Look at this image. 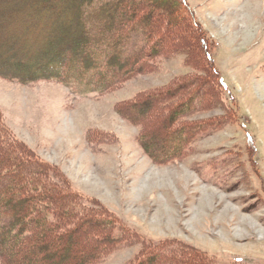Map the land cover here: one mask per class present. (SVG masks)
Wrapping results in <instances>:
<instances>
[{"label":"rangeland","instance_id":"obj_1","mask_svg":"<svg viewBox=\"0 0 264 264\" xmlns=\"http://www.w3.org/2000/svg\"><path fill=\"white\" fill-rule=\"evenodd\" d=\"M10 1L0 0L1 16L14 15ZM74 1L57 0L51 11L60 16L63 5ZM186 1L212 41L214 64L226 87L214 85L213 109L179 121L186 133L197 134L200 122L206 130L196 137L183 131L178 155L154 161L139 142L141 126L118 109L190 71L184 54H162L149 71L100 94L81 87L74 91L58 81L22 83L0 76V114L13 136L54 165L79 197V206L108 210L137 236L138 241L118 246L94 264H131L142 250V238L186 243L221 264H264V0ZM18 2L20 14H32L41 5L40 0ZM63 23L70 28L69 21ZM214 117L222 121H211ZM152 140L155 146L162 143L159 134ZM29 243L16 247L32 253L33 264H58L44 259L66 253L57 241L41 253ZM67 249L72 264L82 263L89 251Z\"/></svg>","mask_w":264,"mask_h":264},{"label":"trees","instance_id":"obj_2","mask_svg":"<svg viewBox=\"0 0 264 264\" xmlns=\"http://www.w3.org/2000/svg\"><path fill=\"white\" fill-rule=\"evenodd\" d=\"M18 1H10L14 15H0L1 77L22 83L58 81L74 91L81 87L100 94L120 80L149 71L162 54H184L190 71L167 85L139 93L118 111L141 126L139 142L154 161L178 155L188 135L205 133L203 122L197 123V134H189L179 121L213 109L214 85L223 90L226 85L214 64L212 41L186 0H172L174 6L171 0H75L63 5L60 16L51 11L57 0H40L32 14H20ZM63 21H69L70 28ZM5 41H10L8 51L3 50ZM147 113L154 116L147 119ZM210 120L222 121L219 117ZM157 134L160 146L152 145ZM2 181L7 185L0 186V264H33L37 260L33 254L16 247L32 239L35 242L29 248L40 253L59 242L66 253L59 258L42 257L58 264H72L74 256L67 254V247L89 250L82 263L74 260L73 264H94L118 246L138 241L134 231L108 210L79 206V197L54 165L39 159L32 148L14 137L0 114ZM139 242L142 250L131 264H221L186 243L168 239L148 243L143 238ZM7 248L14 249V256L5 252Z\"/></svg>","mask_w":264,"mask_h":264}]
</instances>
